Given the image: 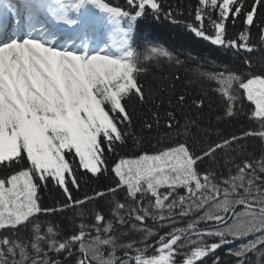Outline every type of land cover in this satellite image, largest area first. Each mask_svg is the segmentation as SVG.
<instances>
[{"label": "snow or ice", "instance_id": "6c2138e0", "mask_svg": "<svg viewBox=\"0 0 264 264\" xmlns=\"http://www.w3.org/2000/svg\"><path fill=\"white\" fill-rule=\"evenodd\" d=\"M85 3L114 21L115 53L53 47L42 29L40 36L32 29L0 43V264H203L229 242L256 233L228 254L236 264H264V69L253 70L250 59L247 72L196 66L223 103L217 121L243 115L255 124L212 140L203 96L189 94L179 72L163 71L165 63L182 62L163 47L134 46L141 21L142 31L151 30L161 16L175 19L173 9L163 0H127L128 9L76 0L60 11ZM261 9L264 0H197L187 27L213 45L252 53L253 27L264 43ZM56 18L76 24L64 14ZM238 19L243 30L227 38L228 21ZM151 140V150L117 154L129 141ZM109 154L117 156L111 165ZM101 178L111 183L74 195ZM50 188L63 197L54 207L41 198ZM70 209L79 223L67 231L51 217ZM177 216L187 223L178 226ZM136 234L139 239L129 238ZM213 264H221L219 257Z\"/></svg>", "mask_w": 264, "mask_h": 264}, {"label": "trees", "instance_id": "16d2710c", "mask_svg": "<svg viewBox=\"0 0 264 264\" xmlns=\"http://www.w3.org/2000/svg\"><path fill=\"white\" fill-rule=\"evenodd\" d=\"M75 2L76 0H66ZM113 6H120L122 9H128L127 0H109ZM165 9L169 6L175 13V19L165 18L161 16L159 20L155 21V27L148 31H142L144 29L143 21L138 25L134 34V46L141 42L147 44L148 47L159 46L167 49L173 54L174 58H178L182 62V66H169L165 63L163 71L165 73L179 72L183 78V84L193 97L203 96L205 101L204 108V125L210 126V136L212 140H216L218 137H224L232 134L239 135L242 131L255 127V124L250 122L243 115L238 116L231 120H216V116L221 112L223 103L221 98L215 92V85L203 78L198 77L195 69L199 66L201 70L206 71H222L224 69H234L240 72H247V66L245 65V59L252 61L253 70L260 71L264 69V43H261L257 36V28L253 27L251 30V42L255 46V51L252 53L245 52L243 50L237 51L236 49L224 48L213 45L209 40L196 37L194 33L187 27L188 23H191L194 19V9L197 5V0H163ZM130 10V9H129ZM183 13V15H181ZM259 20H264V9L259 10ZM206 31L208 34H213V29L210 25L206 24ZM243 30L242 22L238 19L235 23L231 20L227 23V38L234 39ZM143 37H147V41H143ZM155 62V61H153ZM151 68V64L147 65ZM192 69V71H188ZM159 71V69H157ZM149 76L152 75L150 72ZM143 78V77H142ZM245 103V111H247V102ZM250 144H254V140L248 141ZM156 144L155 140H151V143L144 141L141 145H133L129 141V145L124 148H118L117 154L129 155L137 153L141 148L145 150H151L152 146ZM116 155L109 154L108 163L111 165ZM224 175H227V170H222ZM111 181L108 178H101L100 180L93 179L88 184L82 185V190L79 193L74 192V195H82L83 192H91L93 189L103 188L105 185L110 184ZM183 194V193H181ZM41 198L45 206H56L57 202L63 201V197L55 188L42 191ZM102 199L100 205H106L107 199ZM147 200V198H145ZM52 220L63 224L64 230L71 231L79 223V218L75 215V210H68L65 213L54 214L51 217ZM176 222L178 226H183L187 223L186 218L177 216ZM146 226L155 227L157 232L163 234L159 226L153 225L152 220L146 221ZM205 225H202L204 227ZM166 230V229H165ZM127 231V228L124 229ZM259 233L249 235L244 239H237L231 241L225 245L226 248L218 250L216 253L204 258L203 264H213L216 257H219L221 264H236V258L228 254V249H237L239 246L247 244L258 236ZM129 238L139 239L138 234L130 235ZM57 260L63 261L67 258L69 261L72 257L55 256ZM249 260H255L253 254L248 255Z\"/></svg>", "mask_w": 264, "mask_h": 264}, {"label": "bare ground", "instance_id": "6f19581e", "mask_svg": "<svg viewBox=\"0 0 264 264\" xmlns=\"http://www.w3.org/2000/svg\"><path fill=\"white\" fill-rule=\"evenodd\" d=\"M93 4L91 3H85L84 7L86 10H90V9H94L93 8ZM93 11V10H92ZM25 12H29V8L26 7L25 8ZM105 12H102L100 15L97 14L96 17L97 19L101 18V21H105L106 18L103 15ZM25 14L20 18L21 22H22V26L18 27V32H22L21 35L19 36H14L13 38H20L23 39L25 36L29 35V31L32 30V27L30 26H26L25 24ZM105 30L108 31L109 29L107 27H105ZM40 36V35H37ZM112 37L113 39H116L118 37H116L115 32L112 33ZM92 36L88 35L87 33L81 35V34H76V35H64L62 38H60L59 42L55 45L53 44V47H60L63 48V46L65 45L67 40H73L75 42V47L72 49V51H74L75 49H77L79 46H81L80 49H77V52H85L86 50L89 51V54L95 53V52H99L101 51L102 47L100 46L99 42H93L91 40ZM70 50V49H69ZM111 51H109L110 53ZM114 53L116 52V50L113 51Z\"/></svg>", "mask_w": 264, "mask_h": 264}, {"label": "rangeland", "instance_id": "374dc122", "mask_svg": "<svg viewBox=\"0 0 264 264\" xmlns=\"http://www.w3.org/2000/svg\"><path fill=\"white\" fill-rule=\"evenodd\" d=\"M104 16H105L106 20L108 21L107 26L110 27V30L106 33V35H107V40H108V42H109V45H104V44L102 43L103 39H101V40H100V41H101V46H102L103 48H107V47H108V50H110V51H114V50H116V49L113 48L111 45H112V40H113L112 33L115 32L116 25H115L114 21L110 18V16H109L108 14H105ZM52 38H53V37H52ZM54 40H55V39H54ZM57 42H58V40H55V43H57ZM107 53H109V52H106V54H107Z\"/></svg>", "mask_w": 264, "mask_h": 264}]
</instances>
